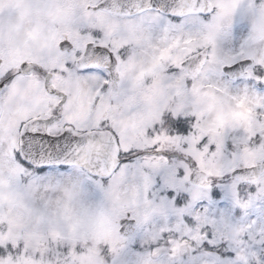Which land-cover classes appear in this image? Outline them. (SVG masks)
Instances as JSON below:
<instances>
[{"label": "snow or ice", "instance_id": "snow-or-ice-1", "mask_svg": "<svg viewBox=\"0 0 264 264\" xmlns=\"http://www.w3.org/2000/svg\"><path fill=\"white\" fill-rule=\"evenodd\" d=\"M0 264H264V0H0Z\"/></svg>", "mask_w": 264, "mask_h": 264}]
</instances>
